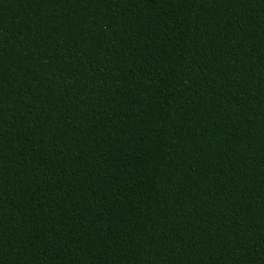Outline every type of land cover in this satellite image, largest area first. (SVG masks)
<instances>
[{"label":"trees","instance_id":"1","mask_svg":"<svg viewBox=\"0 0 264 264\" xmlns=\"http://www.w3.org/2000/svg\"><path fill=\"white\" fill-rule=\"evenodd\" d=\"M0 264H264V0H0Z\"/></svg>","mask_w":264,"mask_h":264}]
</instances>
